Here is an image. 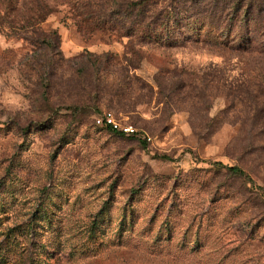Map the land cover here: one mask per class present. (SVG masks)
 Here are the masks:
<instances>
[{"label":"rangeland","instance_id":"374dc122","mask_svg":"<svg viewBox=\"0 0 264 264\" xmlns=\"http://www.w3.org/2000/svg\"><path fill=\"white\" fill-rule=\"evenodd\" d=\"M205 2L0 0V264H264V52Z\"/></svg>","mask_w":264,"mask_h":264},{"label":"trees","instance_id":"16d2710c","mask_svg":"<svg viewBox=\"0 0 264 264\" xmlns=\"http://www.w3.org/2000/svg\"><path fill=\"white\" fill-rule=\"evenodd\" d=\"M198 2V1H197ZM200 2V1H199ZM259 0H211L210 3H206L203 6V12L206 14L207 19L211 21L210 23H216V24H221L223 20L222 17L231 15L230 18L232 17V21H236L239 18V15H243L242 20H244V26L248 30V35L243 36L241 39L238 40H233L234 37H231V33L229 32L228 35L226 34L225 36H216V38H211L209 39H198L197 41H208L210 43H216L221 46H229V48L232 49H253L257 48L258 50L264 52V43H261L259 45H253L256 41V37H252L250 35V24L254 20L256 22H263L264 26V6L259 5ZM207 12V13H206ZM256 15V16H254ZM160 18H157L155 21H153V24L161 25L164 22H161L159 20ZM231 25V24H230ZM229 37V38H228ZM169 41L170 43L174 44L176 41L174 40H166ZM49 44H52L50 41ZM178 85L175 86L174 89H171L172 91H177L178 89H181L182 86L184 85L181 81L177 83ZM261 85V84H260ZM262 88V86H260ZM262 90L259 89L256 91L255 89H248L246 91L247 98H251L253 100H259L260 97L262 96ZM71 107V106H70ZM78 114V112H77ZM108 128L112 129L110 126H107ZM120 131V130H119ZM141 132L137 133H131V134H136L140 135ZM228 170L235 172V173H245V170L238 166V165H232L228 166Z\"/></svg>","mask_w":264,"mask_h":264},{"label":"built area","instance_id":"2783aa9c","mask_svg":"<svg viewBox=\"0 0 264 264\" xmlns=\"http://www.w3.org/2000/svg\"><path fill=\"white\" fill-rule=\"evenodd\" d=\"M95 121L98 125L110 126L113 129L120 130L128 134L137 133L139 131V128L135 126L132 122L118 117L111 110H107L102 115L97 116L95 118ZM150 138L151 137L148 136V139Z\"/></svg>","mask_w":264,"mask_h":264}]
</instances>
